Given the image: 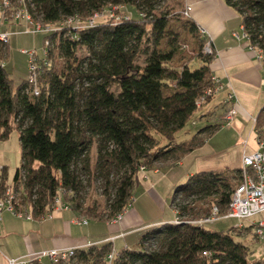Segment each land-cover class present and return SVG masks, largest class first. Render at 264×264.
Masks as SVG:
<instances>
[{
  "label": "trees",
  "instance_id": "16d2710c",
  "mask_svg": "<svg viewBox=\"0 0 264 264\" xmlns=\"http://www.w3.org/2000/svg\"><path fill=\"white\" fill-rule=\"evenodd\" d=\"M36 14L56 25L78 16L84 21L102 10L126 9L117 19L102 18L94 26L66 37V29L44 34L52 42L49 64L40 74L41 94H27V79L15 85L7 70L9 44L0 41V140L17 129L21 163L13 183H22L23 204L36 218L51 211L55 197L78 214L110 220L130 209L141 167L153 170L180 160L202 146L218 125L209 124L185 141L177 135L195 116L197 99L213 85V56L199 53L200 66L176 67L183 50L170 23L185 19L201 50L204 40L197 24L186 19L184 0H34ZM238 11L243 31L264 53V0H227ZM8 24H20L11 21ZM167 41L169 48L163 49ZM81 50L86 55L80 56ZM171 89V94L165 91ZM212 98L209 97L207 101ZM255 128L264 129V107ZM96 147L92 162L91 150ZM232 174L201 171L175 189L172 206L185 218L209 215L214 205L223 213L230 204ZM95 185H99L95 187ZM8 186L7 166L0 168V192ZM102 190L103 200L89 195ZM172 222V221H171ZM171 222L145 233L140 248L123 249L112 264H264L250 260V248L231 232L207 226ZM112 243L79 248L67 264H105ZM207 252V254H205Z\"/></svg>",
  "mask_w": 264,
  "mask_h": 264
},
{
  "label": "crops",
  "instance_id": "0c3cea01",
  "mask_svg": "<svg viewBox=\"0 0 264 264\" xmlns=\"http://www.w3.org/2000/svg\"><path fill=\"white\" fill-rule=\"evenodd\" d=\"M184 1L186 5L192 6V21L205 27L214 40L217 54L211 68L213 74L220 78L224 85L221 89L224 93L220 95L219 92L212 97L213 101H216L215 106L207 109L203 114V120L206 126L220 125L221 130L218 129L217 133L208 137L205 144L186 154L182 159L169 160L153 170L142 171L140 184L146 181V189L119 223L87 218L67 209L54 210L53 217L49 219L35 217L32 220L4 211L0 222V264H8L9 259L26 258L33 252L55 248H88L94 244L112 243L113 249L117 252L126 248L134 249L140 246L146 232L156 225L171 222L176 217L170 203L171 213L165 215L166 212L159 210L153 219L146 220L142 214V205L149 194H153L152 197L158 200L161 207L166 208L168 192L173 186L177 188L198 172L218 171L199 169L198 160L210 159L219 164L213 157L220 155L224 162H232L234 157L226 159L223 156L225 152L220 151L224 149L227 151L232 145L241 146L245 143L238 153L240 166L237 168L241 169L243 155L258 150L257 133L254 136L252 131H255L256 118L264 107V68L259 65L256 55L249 49V42L243 38L241 16L227 0ZM238 33L240 38L237 39L235 34ZM230 92L235 93L233 103L226 101ZM231 108H236L237 114L229 125L222 126ZM246 135L249 136L248 139L245 138ZM197 152H202L199 158L192 159ZM187 161L190 162L187 164ZM162 168H166L165 172ZM168 176L172 182L168 183L165 191L161 185ZM81 218L89 219L88 224L79 223L77 219ZM43 260L41 264L51 262L47 259L44 263Z\"/></svg>",
  "mask_w": 264,
  "mask_h": 264
},
{
  "label": "built area",
  "instance_id": "2783aa9c",
  "mask_svg": "<svg viewBox=\"0 0 264 264\" xmlns=\"http://www.w3.org/2000/svg\"><path fill=\"white\" fill-rule=\"evenodd\" d=\"M36 5L34 0H0V11L2 15V20L4 24H8L11 21H18L21 24H24L26 27L25 33L31 34H46L49 32L59 33L66 29V37H75V33L86 27L94 26L98 20L102 18H108V15L116 17L112 12L118 7H113V10H102V12L95 13L88 19L84 21L81 17L78 16H68V18L57 23L56 25L45 24L41 16L36 14ZM112 11V12H111ZM192 6L187 5L186 8L182 11L186 19H191ZM114 13H116L114 11ZM120 19V17H117ZM198 33L201 35L204 40L203 53L213 56L216 58V47L214 45V40L212 34L209 31L201 26L197 25ZM244 32V31H243ZM11 32L5 31L0 32V41L4 44H9ZM235 37L240 38L239 33L235 34ZM243 38L248 41V35L246 32L243 33ZM52 42L49 38L45 40V46L43 49L44 56L41 57L37 50L34 49H24L22 52L28 56L29 63V76L27 78V87L25 93L35 94L36 96L41 94L40 86V74L43 72L45 66L49 64V48L51 47ZM185 47V46H184ZM249 49L256 55V58L264 68V53L262 49L249 42ZM5 65V63H3ZM213 85L206 89V93L197 99V109L200 110L205 104H207V99L209 97H214L218 94L219 91L224 87L221 83L220 78L216 77L214 74L211 76ZM264 83V79H263ZM230 87V84L228 85ZM235 93L230 92L226 101L227 103H233L235 100ZM237 114L236 108H231L228 111V114L225 117V121L222 126L229 125L233 120L234 116ZM257 133V144L258 150L252 154H244L243 164L240 172V183L236 185L233 190V195L230 200V204L227 209L222 213L220 208L216 205L213 206L209 215L200 216V218H183L180 215L178 207H173V212L175 219L171 222L173 224H178L182 222L195 224L197 226H206L211 224L214 221L223 219V218H237L249 219L253 216H256L259 213H264V129L258 131L255 128ZM2 168V167H0ZM146 167L142 166L141 171H145ZM24 187L22 183L12 184L8 186L3 192H0V222L2 220V215L4 211H10L20 217L26 219H34L35 215L33 214L31 208L23 204L21 201V193L23 192ZM64 192L61 191L55 198L53 207L51 211L45 213L40 219H49L53 217L54 210H73L71 205L65 202L63 198ZM135 200L133 196L130 202V207ZM128 210L121 212L113 218H110L108 222L110 223H119L122 221L124 214ZM79 223L88 224L89 219L81 218L77 219ZM253 227L255 228L254 235L257 240H264V220L253 222ZM238 232H244L245 225L242 222H239L235 227ZM80 247H66V248H55L50 250H43L40 252L30 253L26 258L21 259H9L8 264H41L43 259H49L53 264H67L73 257H75ZM118 252L115 249H112L111 253L107 256L105 264H112L113 261L118 257ZM207 254V252H205Z\"/></svg>",
  "mask_w": 264,
  "mask_h": 264
},
{
  "label": "rangeland",
  "instance_id": "374dc122",
  "mask_svg": "<svg viewBox=\"0 0 264 264\" xmlns=\"http://www.w3.org/2000/svg\"><path fill=\"white\" fill-rule=\"evenodd\" d=\"M126 7H124L125 9ZM124 9H115L113 10V14L116 15V17H124L125 14L132 15L130 11L128 12V9L125 10L126 13L123 15L121 14L124 12ZM114 11L116 13H114ZM133 16V15H132ZM112 18L108 15L107 19ZM170 28L174 30L175 32L180 35V45L183 44V50L180 54L176 55L172 63L176 67H182L183 64L190 63L193 66H200L202 62L198 59V54L203 53V50H201V47L198 45L197 40L195 39L194 35H192L190 31V26H188L185 19H181V21H174L170 23ZM26 27L24 24H4L2 20V15L0 11V32L9 31L11 32L10 42H9V58L5 62L8 72L10 73V76L14 80V84L18 85L23 80L27 79L29 76V63H28V56L25 55L22 50L24 49H34L37 50V53L41 57L44 56V34L38 33V34H31V33H25ZM163 49L169 48L167 46V41H164L161 45ZM80 56L86 55V51L81 50ZM171 89H167L165 92L169 95L172 92ZM220 92V93H219ZM218 93L221 95L224 93V90L219 91ZM212 99L210 102H207L200 110L196 111L195 116L188 122L183 131H181L177 135V139L179 141H185L186 139L191 138L193 135L197 133L200 129L204 128L206 126V122L203 120V114L207 111L209 108H213L215 106V102ZM221 130V129H219ZM219 132V131H218ZM215 133V132H214ZM217 133V131H216ZM253 135H256V131H252ZM213 136V134H211ZM20 135L17 129H15L10 137L6 140H0V167L7 166L8 170V184H13V178L15 171L17 167L20 166L21 163V144H20ZM249 136H245L246 139H248ZM244 138V139H245ZM245 143H242L241 146L239 145H232L230 149L227 151L221 150V152L224 153V157H234L232 162H224V159L222 157H219L220 155H217L216 157H213L214 160H217L219 164H216V162L212 160H198L199 163V169L204 170H210V169H218L219 172H227L231 174L237 167L240 166V161L238 160V153L240 151V147H244ZM205 148V147H203ZM199 151V150H198ZM202 152H197L192 159H198L199 155ZM91 159L92 162H95L96 159V147L94 146L91 150ZM191 160V159H190ZM190 161H187V164ZM217 165V166H216ZM188 166V165H187ZM218 167V168H217ZM163 172H165L166 168H162ZM185 169V168H184ZM152 175V173H151ZM240 177V175H238ZM238 177V180H235L236 185L240 183V179ZM146 181H143L141 184H139L133 191V195L135 197V200L132 203V206L136 201L139 199L141 194L143 193V190L146 189ZM172 182L171 177L168 176V178L164 181V183L161 185V188L166 191L168 188V183L170 184ZM184 182V181H181ZM172 185V184H171ZM170 185V186H171ZM99 185H95L97 187ZM95 187L91 190L89 195V200L91 198H94L95 200H103L104 196H101L102 190L95 191ZM175 187L173 186L169 190V196L166 201V208L161 207V205L158 203V200L155 197H152L153 194H149L147 200L143 203L142 207V214L143 217H146V220L150 221L155 217V214L160 210V212H166V214L171 213L170 209V203L174 197L175 193ZM164 191V192H165ZM164 194V193H163ZM167 195V194H166ZM91 197V198H90ZM165 207V206H164ZM132 207H130L131 209ZM129 209V210H130ZM260 220H264V213H259L256 216H253L249 219H237V218H223L217 221L212 222L211 224H207V228L210 231H217V232H231L235 238L244 243L246 246H249L250 248V260L252 261H261L264 260V240H257L254 232L255 228L253 227V222H257ZM239 222H242L245 225L244 232H238L235 227L238 225ZM136 248H140V246H137ZM44 263L47 261V259L43 260ZM50 264H53L50 262Z\"/></svg>",
  "mask_w": 264,
  "mask_h": 264
}]
</instances>
